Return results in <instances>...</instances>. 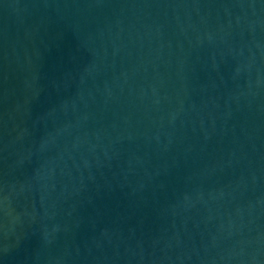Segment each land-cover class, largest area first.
<instances>
[{
    "label": "water",
    "instance_id": "obj_1",
    "mask_svg": "<svg viewBox=\"0 0 264 264\" xmlns=\"http://www.w3.org/2000/svg\"><path fill=\"white\" fill-rule=\"evenodd\" d=\"M0 264H264V0H0Z\"/></svg>",
    "mask_w": 264,
    "mask_h": 264
}]
</instances>
